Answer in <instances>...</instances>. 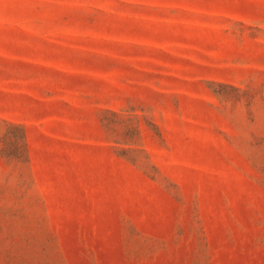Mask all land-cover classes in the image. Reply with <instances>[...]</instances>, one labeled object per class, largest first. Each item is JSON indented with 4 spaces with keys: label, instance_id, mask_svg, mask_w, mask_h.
<instances>
[{
    "label": "rangeland",
    "instance_id": "374dc122",
    "mask_svg": "<svg viewBox=\"0 0 264 264\" xmlns=\"http://www.w3.org/2000/svg\"><path fill=\"white\" fill-rule=\"evenodd\" d=\"M0 264H264V0H0Z\"/></svg>",
    "mask_w": 264,
    "mask_h": 264
}]
</instances>
